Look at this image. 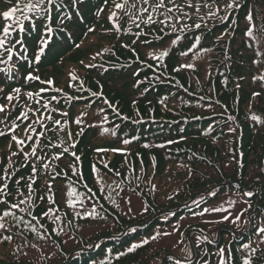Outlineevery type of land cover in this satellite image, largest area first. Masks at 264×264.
I'll list each match as a JSON object with an SVG mask.
<instances>
[{"label": "rangeland", "instance_id": "374dc122", "mask_svg": "<svg viewBox=\"0 0 264 264\" xmlns=\"http://www.w3.org/2000/svg\"><path fill=\"white\" fill-rule=\"evenodd\" d=\"M95 1L98 8L96 9L93 18L90 19V23L94 25L86 28L83 23L79 22V20H84L86 18V14L82 6L78 4L77 8H74V15L68 23L73 27L81 25L86 30L82 33L80 38L78 37L76 39L77 41L74 44V47L68 52V54L65 55V57L61 59L60 62L51 67H47L45 69L39 68L33 71V74L38 75L41 80L52 79L54 81V85H41L39 82H31L26 85L24 81L20 84V86H22V90L26 89V91L32 92L38 91L41 87L48 88V91L41 94L42 102L46 101L53 95H57L59 97L58 102L54 101L50 105V108L56 109V111L52 112L51 115L54 120L58 119L61 121L63 131L53 128L51 120L45 121L51 131H48L40 141H27L23 146L22 152H19L15 142H12L10 138L6 141L8 144L7 151L5 152V149L3 151L4 157L0 158V175L5 172L6 168L9 172L16 169L13 180L10 182V188L13 195V190L17 192L15 180L21 178L29 179L32 175V165L35 163L38 169L35 182L37 185L35 187L38 188H33L34 193L31 194L36 197L39 196L38 201L34 200L36 203L40 202V198L43 197V200L40 202L41 204L36 207L38 210L42 209V212L39 214V216H41L42 213L46 211L45 205L51 206L48 200L49 196L52 197L51 194L44 195L45 192L39 189V187H47L46 184L48 182L38 180V176H40L41 173H45L44 176L52 178V180L65 181L62 182V185L59 186L57 190V196L61 199L60 205L65 206L66 199L63 197V194L60 193V188L68 189L69 187H72L78 192H82L84 194L85 192L83 190L86 189L88 192V187L83 181H78L82 185L75 181L77 177H81L83 179L82 169L80 167L83 156L89 159V164L97 165V169L99 171H105L113 177L112 173L114 172L111 173L110 168L114 163L115 158L118 157L117 155H119L124 163V169L121 172H116L119 173V176L118 179L113 177L115 182L119 183V186L126 188L129 185L119 179H121L123 175L133 176L137 172L138 180L141 179L142 184L145 183L146 186L148 185L150 187L152 192V194L149 192L150 196H154V194H156V201L153 203L150 199H145L144 201L142 196H133L129 198L126 203H123L122 205L120 204L119 207H117L116 205L110 203L111 200L107 199L108 196H106L105 198L107 201L103 204L106 207H110L111 210L107 211V214L104 215L105 217H103L101 210H97V213L99 214L97 218L81 219L77 217L72 219L74 222H71V225H75L76 229L75 230L73 227V231H75L74 235L71 230L66 236L61 234L57 235L56 232L53 231L51 233L50 230L55 227L56 224H53L48 218H44V220H41L40 223L44 224L45 222H51V226L49 228L46 226L42 229V231L38 229V233L41 235L46 233L47 239L50 240L52 244L47 242V239L40 240L37 235L28 233V247H24V243L21 239H14L12 243H7V245L9 246V251H15L17 246H20L22 251L19 252L18 255L21 259L27 261L28 264H43L50 260L42 259L41 251L36 248H32L31 245H38L40 249L44 250V253L51 254L53 256L52 259H57L58 257L56 251L58 250V244L64 246L65 248H70L73 245L72 242L77 243V240H79L78 245L76 244L74 248L80 249L79 247L81 244L88 241L91 242L95 240V238L113 236L117 235L119 232L122 233L124 229L130 230L135 228L136 231L134 232L136 233L134 236H130L133 231L127 232L118 240V242H113L111 246H108V244L104 245L101 248L105 249L104 251L102 250L103 254L102 252H98V254L95 255V258L87 256L82 259H78L75 262H71L70 264H95L98 262V260L95 259L104 255H106L107 259L112 261V264H164L166 258L162 259V257L166 255L167 249L170 251V254L174 255L175 259L173 264H176V262L180 261L184 255L183 251L185 250V246L182 236L185 234L186 228L188 227L189 229L195 230L192 235L195 237V242H198L197 237H200L199 241H203V237L207 233H215L216 231H219L220 224H222V222L213 223L212 217L220 219L223 216V213H206L199 216L195 213L191 215L189 212L179 213L174 219L167 220V222L177 223V225L170 228L165 226L166 223L162 220V218L156 219V216L163 214L166 208L173 206L174 203L177 202L181 190L184 188H186L190 194H187V196L184 194L182 200L186 199V197H191L190 200L197 199L203 197L204 195H208L212 191H222V188L224 189L227 187V183L233 184V186L237 189L239 188L240 191L243 192L245 190L240 186L242 184L244 174L241 173L242 168L238 167L235 170V173H232L231 179L229 180L217 176L212 171H205L203 172L205 177H200L198 176L200 171L198 168L199 165L197 166V164L192 163L189 167L190 173L187 174L179 168V164L183 161L184 155L191 157V161H202L203 159H201V155H199V158L198 154H195L191 150L192 143L190 142H183L182 140L181 143L172 144L180 137L179 134L175 133L176 129H171L170 131H166L164 133L159 130L163 129L165 124L156 123H158V121L162 123L167 122L166 118H164L165 116L160 119H156L152 115L146 116L141 118V122H136L135 119L137 116L135 109L139 110L138 105L131 102L130 105L128 104V108H125L124 110L118 106L117 103L120 105L121 103H124L122 100L123 93L125 96H128L130 101L135 97V93L132 89L134 79L135 87L140 88V86L143 85V83L137 85V81H145L144 78H142V74L139 73L141 72L145 74V72L142 71L143 68L141 67L144 66V64L139 62L138 57L142 59L144 56H150V53H158L156 48L154 50V47L156 45L155 43L160 41V39L156 38L159 35V31L153 28L152 25H142L140 29L135 28L127 16H124L120 10H115L114 0H107L106 5L104 0ZM27 2L28 0H0V31L6 24L11 23V21H6L3 18V12L12 6H15L17 3L23 6ZM115 2H119V0H115ZM183 2L184 0H177V3L182 4ZM226 2L227 0H222V3ZM239 2H241V0H239ZM242 6L243 4H241L235 11L242 12ZM100 8H103L104 11L97 15V11ZM251 9L260 12V16L264 18V5L261 0H257V3L253 4ZM112 10L117 11V17H119V19L114 18L111 21L109 20V15ZM249 10L250 9L247 8V11ZM185 11L190 10L185 9ZM202 11L206 12L207 9H203ZM17 15L22 18L20 12H18ZM58 15L60 16L61 14ZM59 16L56 17V20L59 19ZM196 20L197 18L195 12L193 11L192 19L187 22L191 24L192 22L195 23ZM37 21L35 22L37 23ZM234 22L235 16L232 12L229 15L228 20L220 23L219 25H227V29L229 30L234 28ZM213 23V20L210 19L206 21V24H208L207 27L211 26ZM40 24H42V21H40ZM114 24L117 25V27L114 28ZM160 27L162 28L163 26ZM89 28L94 29V31L89 32ZM55 31H57V29H55ZM164 31H171V26L165 28ZM136 32H141L142 34L137 37L134 35ZM202 32V29L192 30L183 34L172 33L171 31L172 36L179 34L181 37L178 42L180 44L177 48H173L172 46V52L176 55V57L181 58L182 60H191V52L187 56H182L181 52L187 50L192 45L194 36H200ZM72 33L75 35L74 33L78 32L72 30ZM235 34L238 36V32H235ZM134 40H136L135 44H133ZM145 40H147L148 43H144ZM67 42L68 39L55 41L54 45L57 52H60ZM122 45H127L128 47L125 48L122 47ZM133 49H135V53L133 52ZM216 51H220V49L216 48ZM98 53H103V55H98ZM219 54L220 53H217L216 55ZM93 57H95V59H93ZM142 60L150 65L151 63H160V61L152 58H150V62H146L144 59ZM215 62L217 61L212 60L211 58L207 60L205 65L206 73L212 71V64ZM89 64H93L95 67H86V65ZM177 68L178 64L171 65L166 71L161 69V72L152 68L155 72L153 75L160 76L161 79H157L153 84L146 86L148 92L151 89L156 90L155 88L165 89L170 87L171 90H174V96L180 97L181 93L186 92V90L182 89V83L179 82L181 74L179 71L174 70ZM182 70L183 69L180 71ZM187 71L192 72V69H187ZM130 73H132V78ZM134 73L139 74L134 75ZM72 74L76 75L77 78L75 80L71 79ZM194 75L196 77L197 74ZM3 83L4 81L0 80V84ZM56 89H62V93H57ZM6 90L8 93V91L11 90V87H8ZM199 91L203 92L202 90ZM7 93L4 92V95L6 96ZM93 93H97L98 95H93ZM101 93L102 95H99ZM107 93H110L109 97L106 95ZM200 95L201 94L198 93L195 95L192 94L195 98ZM217 97L203 96L205 100V107H209L211 103H214L211 110L207 111V114H209L211 119L214 121V116L217 115L220 110L218 103H225L218 100ZM4 100L5 99H1L0 101L2 102ZM27 107H31L33 109L37 108L38 105L36 100H30L26 104L25 108ZM113 109H116L119 115H117V112L113 111ZM193 109L194 108H191V110ZM94 111L99 112V119L91 117V113ZM60 113H67V116H62ZM31 115L32 114L29 113L30 117ZM44 115L47 116L48 113H44ZM77 120H79L80 123H77ZM29 122L30 121H25L24 119L21 120L19 123L20 127L15 133L18 137L24 138L27 135L24 132V129L27 127ZM145 124L149 125L145 127ZM36 127L38 131H42L39 125ZM96 127L104 129V131L107 132H116L114 140H111L113 139L112 136L109 138L101 137V134L97 132ZM69 133H71V139H69ZM215 136V133H211L208 136V139L214 138ZM126 139L129 140L130 143L125 144L123 141ZM208 139L200 140L197 143L198 149H202V151L205 149L206 152L211 151L210 147L214 148L212 141L207 144L209 147H206L207 145H203ZM49 142L54 146L45 147V145L49 144ZM34 143L39 145L37 155L41 156L42 159L36 161L33 157L32 160L25 165L24 154L31 151ZM72 143L75 144V147L70 148L69 152L63 153V155L60 156V159H51L54 155L62 153L63 148ZM9 145H11V147H9ZM114 145L115 147H113ZM145 145H148V147H145ZM87 148H90V150L87 151ZM180 149L183 151H178ZM11 152H18V155L11 157V166H9V157ZM156 152L158 154H156ZM237 152L242 154V148L239 147ZM72 153H75V155ZM76 156H79V160L76 159ZM157 156H162L163 161L168 164L173 162L175 166L179 168L178 173L183 178L181 181V186H183L182 188L166 184L165 181L159 183L162 179L158 180ZM45 162H49L50 164L49 169L47 170L42 167ZM21 165L25 166L21 167ZM207 167L210 168V165ZM164 168L166 169V166H164ZM194 179H197V181L195 182ZM247 183L248 185H251L247 190L254 192V195L251 198V201H253L256 196L259 197L264 191V174L263 176H259V178L256 174H249ZM19 191L23 193L24 197L28 196L25 194V190L23 188ZM88 194L90 193L88 192ZM85 196L87 195L85 194ZM228 199H232V197L228 196L225 199H212L210 200L212 202L210 205L208 204V206L209 208L219 206ZM246 200H248V198H246ZM84 203L85 207L82 209H87L90 201L86 199ZM258 203L259 202L256 201L255 205H258ZM77 207L80 208L79 205H77ZM100 208H102V206H100ZM139 208L141 209V213ZM145 208H147V211H144ZM256 209L257 208H254V210ZM254 210L253 213L256 212ZM113 211H117V213L115 214ZM183 214L185 216H181ZM36 215H38V213ZM115 219L118 220L115 221ZM106 221L110 224L107 228ZM32 223L35 225L34 221ZM113 224L118 227L111 229L112 226H114ZM119 228H121V230L117 231ZM157 232H169L171 235L160 236L156 241L150 240L147 245H144L134 252L116 259V256L120 251L126 250V248L133 243H138L143 239L150 238ZM229 236H232V234L230 233ZM109 247H111V249ZM24 251L28 252L29 255L24 256ZM204 257L199 260V264L201 260H204ZM197 258H199V256H197ZM194 259H196V255L194 256ZM218 259L219 257L215 260L216 264H218Z\"/></svg>", "mask_w": 264, "mask_h": 264}, {"label": "trees", "instance_id": "16d2710c", "mask_svg": "<svg viewBox=\"0 0 264 264\" xmlns=\"http://www.w3.org/2000/svg\"><path fill=\"white\" fill-rule=\"evenodd\" d=\"M63 2L66 7L61 10L53 8L51 17H58V14H61V17L65 15H70L72 17L73 13L70 10L71 6H73L72 0H63ZM261 2L264 5V0H261ZM81 3H83L85 6L87 12L86 18L81 20V22L86 28L92 27L94 24L90 23V19L93 18V15L98 8V6H96V1L81 0ZM256 3L257 0H241L240 5L243 4L241 8L243 11H233L235 22L234 28L232 29L228 30L227 25L220 26L219 24L221 21L218 19L213 20L214 23L209 27H207L208 24H206L205 27L202 26L200 28L203 31L199 36L200 42L197 49H194L193 52H191V60H182L181 58L176 57V55L172 52L173 48H177L180 43H177L175 46H173V48L171 43L169 45V42L175 37L172 36L171 31L162 32L160 27L162 25H152L153 28L159 31V35L156 38L160 39L158 43H155L156 45L154 50L155 48L158 52L160 50H167L170 52V55L164 62L160 61V63L156 64L151 63V67L153 69L155 68L158 72H161V69L166 71L171 65L178 64L179 67L181 64H193L194 70H192V72H188L187 68L183 69L182 71L179 70V73L181 74V77H179V82L182 83V89L186 90V92H182L180 97L174 96V90H171L170 87L165 89L155 88L156 90L151 89L148 92L146 86L153 84L157 79H161V77L153 75L155 73L154 70L151 67H147L150 64H147L142 60L144 59L146 62H150L151 57L144 56L142 59L140 57H138V59L139 62L144 64V66L141 67L143 68L142 71L145 72V74L141 72L139 73L142 74V78H144L145 81H140L141 83L139 84L137 83V85L142 83L143 85H141L140 88L135 87V79H132V89L135 93V97L130 101L128 96H125L123 93L122 100L124 103L120 102L121 105L117 103L122 110L128 108V104L130 105L131 102H134L135 105H138L139 110L135 109L137 116L135 119L136 122H141V118L146 116L152 115L156 119H160L165 116L164 118H166L167 122L162 123L158 121L156 124H165L163 129H159L163 133L170 131L171 129H176L175 133L179 134L180 137L176 139L175 143L172 144L181 143L182 140L183 142L192 143L191 150L195 154H198V156L201 155V159L203 160L191 161V157L184 155L183 161L179 164V168L181 170L189 174L190 164H197V166L199 165L198 168L200 169L198 176L205 177L203 172L212 171L217 176L229 180L231 179L232 173H235V170L238 167H241V173L244 174V176L242 178V184L240 187L245 191H248L247 189L251 186L247 183L249 174H256L258 178L264 174V55L258 56L256 53L257 49H259L261 53H264V43L256 45L249 37L246 36V30L249 27V23L245 19L246 15L251 12L257 28L261 24H264V18L260 16V12L251 9L253 4ZM247 8L250 10L247 11ZM221 15H223V13H221ZM52 21L55 22L56 19L53 18ZM64 23L65 28H59L66 29L67 34L70 36L72 35V30H75V32H79L78 37L80 38L82 33L86 30L81 25L78 27H72L68 24V22ZM191 24H194V22ZM32 28L33 27L27 26V36L32 35ZM235 32H238V36L235 34ZM0 33H2V30ZM15 34L16 33H14V35ZM70 42V44L67 42L63 49L58 53L54 52L53 49H50L37 69H45L60 62L61 59L65 57V55L68 54V52L74 47V41ZM35 46L36 43L31 44V50H33ZM216 48L220 49V51H216ZM203 49H208L209 51L204 52L202 51ZM217 53H220V56L216 55ZM210 58L217 62H215L216 64H212V71L206 73L205 65L207 60ZM254 61H256V63H254ZM157 65H159V67H157ZM25 72H28V70H26V66H23V74ZM194 74H197L196 77ZM130 76L132 78V73H130ZM199 90H202L203 92ZM5 93H7L6 89ZM197 93L201 95L196 98L192 96V94L195 95ZM254 93H258V95L254 96ZM106 95L109 97L110 93H107ZM203 96L214 98L218 96V100L225 102L222 104L218 103L220 110L219 113L214 116L215 121L211 119L209 114H207V111L211 110L212 106H214V103H211L209 107H205V100ZM6 101V99L2 102L0 101V104H5ZM191 108L194 109L191 110ZM21 110L23 109L15 108L11 112L9 121L14 120L20 114ZM99 116L100 115L98 111L91 113V117L95 119H99ZM252 116L257 117L258 120H253L251 118ZM22 119L23 118H21V120ZM21 120L17 121V123L19 124ZM145 125V127H147L149 124ZM0 128H3L2 124H0ZM96 130L101 134V137L109 138L112 136L113 139L111 140H114L113 133L104 131V129H99L97 127ZM211 133H215L216 136L214 138L208 139V136ZM10 138L11 135L0 137V158L4 157L3 151L4 149L5 152L7 151L8 144L6 141H8ZM203 139H208L203 145H207L210 141H212L214 148L210 147L211 151L207 150L209 152H206L205 149L204 151H202V149H198L197 143ZM113 147H115V145ZM206 147L209 146L207 145ZM239 147L242 148V154L237 152ZM89 150L90 148H87V151ZM178 151L183 150L180 149ZM156 154L158 153L156 152ZM117 156L118 157L115 158L114 163L111 165L110 172H114L112 173L113 177L118 179L119 175H116V172H121L124 169V163L119 155ZM89 163V159L83 156L80 163L83 179L81 177H77L75 179V181L79 184L81 183L78 181H83L88 187V192L90 194H88L86 189L83 190L88 197L87 199L90 201L87 209L91 210V208L94 206L95 211L97 212V210H101L103 217H105L104 215L107 214V211L111 210L110 207H106L103 204L107 201L105 197L109 195L112 197V199L116 200L117 203L114 205L117 207H119L120 204L122 205L123 203H126L127 200L133 196H142L144 201L145 199H150L151 202L155 203L157 197L156 194H154V196H150L149 192L152 194L150 187L148 185L146 186L145 183L142 184L141 179L138 180L137 172L133 176L122 174L123 177H121L119 180L128 184L129 186L126 188L123 186L117 187V183L109 173L105 171L101 172L97 169V165H91ZM157 165L158 180L162 179L159 181V183L165 181L166 184H170L174 187H183L181 186V181L183 178L178 173L179 168L176 167L173 162L168 164L163 161L162 156H157ZM208 165H210V168L207 167ZM94 166L96 169L95 172L93 171ZM164 166H166V169ZM44 175L45 173H41L40 176H38V180L48 181L46 184L47 187H39V189L45 192L44 195L51 194L55 201V203L51 204V206L45 205V209L47 210L50 207L55 209L56 214L61 217L62 221L61 223L56 224L53 228H55L58 232L62 227L64 229V233H67L66 235L70 233V230L74 235L75 231H73V227L75 229V225L72 226L68 222H74L72 219L75 216V212H73L71 209H68L66 205H60L61 199L57 196V190L59 186H61L62 182L65 181L52 180V178H48ZM20 180L21 183L19 185V190L23 188L25 190V194L29 196L30 193L28 184L30 183V180ZM194 180L195 182L197 181V179ZM97 181H99V183ZM49 184H51V191H49ZM227 184L228 185L226 188L221 189L222 191H215V196L204 195V203L199 205L194 201L200 198L190 200L191 197H186V199L182 200L184 194L186 196L187 194H190V192L184 188L181 190L177 202L174 203L173 206L166 208L163 214L157 215L156 219L162 218V220L166 223L165 226L170 228L177 225V223L167 222V220L174 219L177 214L189 212L191 215L195 213L197 216H199L198 213H200L203 208L209 207L208 204L210 205L212 202L210 200L216 198L225 199L228 196H231L232 200L237 201L234 210L232 209L233 214H236L241 209L248 207V205L244 202L247 198L243 196L244 191H240V189H237L235 186H233V184ZM36 185L37 184L35 183L33 188H38L35 187ZM109 185H111V189L108 187ZM60 193L63 194V197L67 200V189L60 188ZM15 196L16 192L13 190V197ZM32 197L33 200L38 201L39 196L36 197L32 195ZM18 198H24V196ZM256 201L259 202L258 205H255ZM12 202L15 201L13 200ZM40 202L36 203L37 206L41 204ZM251 204L252 208L249 209L248 212H245L244 216L247 217L249 215H254L256 219L252 221V224L259 225L262 220H264V217L261 216V212H264V191L259 197L256 196L255 199L251 201ZM100 206H102V208H100ZM254 208L259 209V211L253 213ZM84 210L85 209L82 208H76V211H80L81 213H83ZM33 211L35 215L38 213L37 216H39L40 212H42V209L38 210L35 208ZM139 211L141 213L140 208ZM114 213L116 214L117 211ZM222 213L223 215H226V212ZM181 216L185 215L183 214ZM117 220L118 219H115V221ZM212 220L219 221L220 219H215L212 217ZM113 225L114 226H112L111 229L118 227L115 224ZM44 226H48L49 228L51 226V222H45ZM108 226H110V224L106 221V228ZM248 227L249 226L247 224H241V227L238 228L233 225L230 220L224 221L222 224H220L219 231H216L215 233H207L204 235L203 241L198 242H195V237L192 236L195 230L189 229L187 227L185 234L182 236V240L184 242L185 249L187 248L192 252L190 264H199V260L204 256L205 261H209L210 264H216L215 260L219 257V249H224L226 256L230 252L234 258V264H242V260L249 257L253 259L254 264H264V244L257 243V237L254 234V228H249L247 232L244 231V229ZM38 229L42 231L41 228L38 227ZM120 230L121 228H119L117 231ZM50 232L52 233L51 230ZM127 232L132 231L124 229L122 233L119 232L117 235L95 238V240L91 242L88 241L81 244L79 247L80 249L74 248L76 244L78 245L79 240H77V243L72 242L73 245L70 248H65L64 246L58 244V250L56 251L58 258L51 259L50 261L43 264H70L71 262H75L78 259H82L87 256L95 258V255L98 254V252H102L103 254L105 249L101 248L104 245L108 244V246H111L113 242H118V240ZM64 233H61V235L66 236ZM135 233L136 232L131 233L130 236H134ZM230 233L232 236H229ZM47 242L52 244V242H50L48 239ZM198 243L199 247H197ZM245 243H248L251 248H256V253L252 254L250 250H243L242 254L241 249ZM109 248L111 249V247ZM13 253L14 250L9 251V246L7 244H0V264H28V262L21 259L18 254ZM183 253L184 255L179 261L180 264H185V257L188 255L186 250H184ZM70 254H72L71 259H69ZM195 255L196 259H194ZM197 256H199V258H197ZM105 258L106 255L97 257L95 260H98V262L95 264H99V262ZM164 258H166L164 264L174 263V255L170 254L168 249L166 255H164L162 259ZM66 261H68V263H66Z\"/></svg>", "mask_w": 264, "mask_h": 264}, {"label": "snow or ice", "instance_id": "6c2138e0", "mask_svg": "<svg viewBox=\"0 0 264 264\" xmlns=\"http://www.w3.org/2000/svg\"><path fill=\"white\" fill-rule=\"evenodd\" d=\"M81 0H72L73 5L80 3ZM105 5L107 4V0H104ZM51 6V7H50ZM66 5L63 0H28L26 4L21 6L17 3L15 6L10 7L8 10L3 12V18L6 21H11V23L6 24L2 29V34H0V65H5L6 67H0V80L4 81V84L0 85V99H6L7 104H0V124L3 125V128H0V137H4L7 135H11V141L15 142L17 149L19 152L23 151V146L27 141H40L41 138L51 129L48 128L45 121L51 120L53 123V128L58 129L59 131H63V125L61 121L58 119H53L51 113L56 111L55 108H50V105L59 100L57 95H53L49 97L46 101L42 102V93L48 91V88L41 87L38 91L32 92L27 91L24 92L23 95L27 97V99L32 100L35 99L38 105L37 108L33 109L31 107L25 108V106L20 104V97L22 94V86H13L11 90L8 91L7 95H4L5 89L9 87L14 81H16L17 76L24 80L25 84H29L31 82H39L41 85L53 86L54 81L52 79L41 80L38 75H34L31 70L27 72V74H22L19 71L20 65L25 63V55L27 53V46L24 43L22 37L18 38L14 33L24 34L27 29L25 28V21H30L35 23V21L39 20L44 22V31L41 34L40 40L37 42V51L34 52L31 56L33 62L39 61L41 56L45 53L47 47L50 44V40L52 38V34L54 29L50 27L47 21L51 20V14L53 8L57 10L64 9ZM240 7L239 0H227L226 3H222V0H184V2L177 3V0H119V2H115L114 0V8L115 10H120L124 16H127L130 22L134 25L135 28L140 29L141 26H149L153 24H159L163 27L161 31L163 32L165 28L171 26L172 33H187L192 31L193 29H200L202 26H206V21L208 19L212 20H220L221 23L228 20L229 15ZM185 9H189L190 11H185ZM203 9H207L206 12H203ZM112 10L109 15V20H113L114 18L119 19L117 17V11ZM104 11L103 8L98 9L97 15ZM195 12L196 22L194 24H189L187 21L192 19V12ZM20 12L21 16H18L17 13ZM223 13V15H221ZM72 17L70 15H65L61 18L60 23L64 24L66 20L70 21ZM246 21L249 23V27L246 30V36L249 37L256 45H260L264 43V24H261L258 28L253 19V15L249 12L246 17ZM179 26V27H177ZM113 27H117V25H113ZM63 31V29H60ZM89 32L94 31V29L89 28ZM142 33L136 32L134 35L139 37ZM170 34V33H166ZM162 39V37H161ZM181 37L180 35H176L175 38L170 42L172 46H175ZM200 42L199 36H194L192 45L185 51L181 52L182 56H187L190 52H193L194 49H197ZM136 43V40L133 41V44ZM144 43H148L147 40ZM122 47L127 48V45H122ZM202 51L207 52L208 49H203ZM135 53V49H133ZM199 54V53H197ZM98 55H103V53H98ZM170 55V52L167 50H160L158 53L153 52L150 53V56L154 60H158L161 62L166 61V58ZM257 55H264L261 53L259 49H257ZM95 59V57H93ZM256 63V61H254ZM151 67V65H148ZM88 68L95 67L93 64L86 65ZM159 67V65H157ZM192 69L194 70V65L189 64H181L175 71H179L181 69ZM139 73H134V75H138ZM77 77L75 74L71 75V79L75 80ZM137 83H141L137 81ZM57 93H62V89H56ZM93 95H98L97 93H93ZM99 95H102L99 94ZM258 95V93L253 94ZM15 101L16 103H13ZM21 107L23 110L20 114L14 119L9 121V117L11 112L16 107ZM113 111L117 112L116 109ZM31 113V117L29 116ZM44 113H48L47 116ZM62 116H67V113H60ZM23 118L25 121H30L27 127L24 129V132L27 134L24 138L18 137L15 133L20 127L17 121ZM253 120H258L257 117L252 116ZM126 119V118H122ZM80 123L79 120L76 121ZM66 123V122H65ZM37 125L40 126L42 131L37 130ZM115 135V133H113ZM69 139H71V133H69ZM125 144L130 143L129 140L123 141ZM50 142L45 145V147H53ZM11 147V145H9ZM75 147V144H69L67 147L63 148V152L54 155L51 159L58 160L63 153L69 152L70 148ZM148 147V145H145ZM39 145H33L31 151L29 153L24 154L25 165L32 160L34 157L36 161L42 159L41 156L37 155ZM42 150V149H40ZM118 151V150H117ZM75 155V153H72ZM18 155V152H11L9 157V166H11V157ZM76 159L79 160V156H76ZM25 165H21L24 167ZM49 162L43 163V169H49ZM16 169L12 172H9L8 169H5V172L0 175V244L12 243L14 239H21L24 243V247H28V233H32L33 235H37L40 240H46V233L41 235L38 233V227L43 229L44 224L40 223V221L44 218H48L52 221L53 224L61 223V217L56 214L55 209L48 208L46 211L42 213L41 216H37L34 214V209L37 207L36 202L32 199L31 193H34L33 185L36 182V173L38 171L36 164L32 165V175L29 177L30 183L28 184V189L30 195L24 198L22 197L23 193L19 191V185L21 183L20 179L15 180V184L17 185L16 196L13 197L10 182L13 180L14 173ZM93 171L95 172V166L93 167ZM58 175V174H57ZM119 175V173H116ZM22 179V178H21ZM99 183V181H97ZM115 183V182H114ZM49 191H51V184H49ZM111 189V185L108 186ZM117 187L119 184L117 183ZM91 191V190H89ZM209 196H215L216 192L212 191L208 194ZM254 192L244 191L243 196L247 197L248 200L244 201L248 207L241 209L235 215L233 214L232 209L235 208L237 201L228 199L223 202L219 206L216 207H205L202 209L199 215H204L205 213H220L226 212V215H223L219 221H212L213 223L229 221L235 225L236 227H241V224H247L249 227L244 229L245 232L249 230V228L255 229V236L257 237L258 244H264V220L259 225H253L252 221L256 219L254 215H249L247 217L244 216L245 212H248L249 209L252 208L251 198L253 197ZM67 200L66 206L68 209H71L75 212V216L73 219L79 217L81 219L86 218H97L98 213L95 211V207L93 206L91 210L86 209L83 213L80 211H76L77 204L80 208L85 207V200L88 198L84 193L78 192L75 188L69 187L67 189ZM171 198V197H169ZM41 200L43 197L40 198ZM107 199L111 200L113 204H116V200L112 199L109 195ZM15 202H11V201ZM49 204H54V199L49 196L48 200ZM130 202V201H129ZM195 203L202 204L204 203V197L194 201ZM227 205V207H225ZM147 211V208L144 209ZM254 211H259L256 209ZM261 216L264 217V212H261ZM30 218V219H29ZM102 218V217H101ZM231 218V219H230ZM243 218V219H242ZM35 222V225L32 222ZM71 224V221L68 222ZM51 231L56 232L57 235L64 233V229L61 227L57 232L55 228L51 229ZM130 231H136L135 228L130 229ZM65 235L67 233H64ZM171 235L169 232H157L153 234L148 239H143L138 243H133L126 248L124 251H120L116 256V259L123 257L129 253L134 252L135 250L147 245L150 240L156 241L160 236H168ZM206 239V238H205ZM197 240H200V237H197ZM32 248H36L42 253V259L51 260L53 256L51 254L44 253L43 249H40L38 245H31ZM92 247V246H90ZM199 247V243L197 244ZM188 252V255L185 257V264H190L192 258L191 250L185 249ZM243 250H250L252 254H255L257 249L251 248L248 243H245L241 249L243 254ZM22 249L20 246H17L13 254H18ZM111 251V250H109ZM24 256H28L29 253L24 251ZM218 264H234V258L232 254L229 252L227 256L225 255L224 249L218 250ZM172 259V258H169ZM99 264H112L110 259H104L99 262ZM176 264H180L179 261ZM200 264H210L209 261L201 260ZM242 264H254V261L251 257L243 259Z\"/></svg>", "mask_w": 264, "mask_h": 264}]
</instances>
